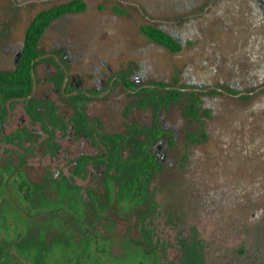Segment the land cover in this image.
<instances>
[{"label": "rangeland", "instance_id": "1", "mask_svg": "<svg viewBox=\"0 0 264 264\" xmlns=\"http://www.w3.org/2000/svg\"><path fill=\"white\" fill-rule=\"evenodd\" d=\"M67 1L0 0L1 71L12 66L6 36L20 42L39 10ZM84 1L85 12L65 17L77 34L108 60L143 61L152 74L141 87L181 89L177 107L193 104L196 113L193 140L182 138L174 168L152 180L156 201L135 236L108 224L81 263L264 264V0ZM144 26L183 49L151 41Z\"/></svg>", "mask_w": 264, "mask_h": 264}, {"label": "flooded vegetation", "instance_id": "2", "mask_svg": "<svg viewBox=\"0 0 264 264\" xmlns=\"http://www.w3.org/2000/svg\"><path fill=\"white\" fill-rule=\"evenodd\" d=\"M51 8L36 13L20 42L1 43L12 66L0 70V264H82L108 224L132 239L156 201L152 180L174 168L182 138H194L196 109L177 107L181 89L141 87L149 66L108 60L66 21L88 5L48 24L29 92L10 90L3 75L18 65L35 17ZM115 223L128 225L115 231Z\"/></svg>", "mask_w": 264, "mask_h": 264}, {"label": "trees", "instance_id": "3", "mask_svg": "<svg viewBox=\"0 0 264 264\" xmlns=\"http://www.w3.org/2000/svg\"><path fill=\"white\" fill-rule=\"evenodd\" d=\"M86 8V3L80 0H75L70 3H65L59 7L44 10L35 17L26 33L25 47L18 65L14 71L6 73L2 77L8 84V88L10 90L23 95L29 92L33 80L34 63L38 55V42L48 24L64 12L83 11ZM143 32L150 39L160 43L174 52H179L182 49V45L162 29L147 26L143 28ZM178 95L179 93L175 94V96ZM144 169L146 168L144 167ZM140 181L142 185H144L142 177L140 178ZM137 190L140 193L141 189L138 188Z\"/></svg>", "mask_w": 264, "mask_h": 264}, {"label": "water", "instance_id": "4", "mask_svg": "<svg viewBox=\"0 0 264 264\" xmlns=\"http://www.w3.org/2000/svg\"><path fill=\"white\" fill-rule=\"evenodd\" d=\"M19 59H20V56H18V58H17V62H19Z\"/></svg>", "mask_w": 264, "mask_h": 264}]
</instances>
